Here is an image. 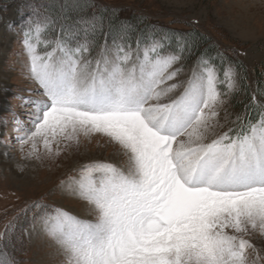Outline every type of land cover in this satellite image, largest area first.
I'll list each match as a JSON object with an SVG mask.
<instances>
[{"label":"snow or ice","instance_id":"snow-or-ice-1","mask_svg":"<svg viewBox=\"0 0 264 264\" xmlns=\"http://www.w3.org/2000/svg\"><path fill=\"white\" fill-rule=\"evenodd\" d=\"M25 7L26 67L42 97L27 101L30 126L16 121L21 150L30 145L27 155L39 158V138L46 154L59 155L61 143L78 147L81 136L100 134L118 145L113 157L124 158L119 165L91 160L69 178L67 189L88 202L94 220L43 206L40 229L65 264H260L253 238L264 240V91L251 97L260 119L244 113L239 127L220 131L221 109L230 115L220 89L232 91L236 73L218 71L202 52L181 79L177 65L195 40L178 36L166 51V36L143 49L138 39L133 49L127 26L88 58L103 17L68 24L61 18L70 19L69 5L58 16L48 4ZM56 26L55 38L43 42L51 50L38 54L34 41ZM14 227L0 233V264H17L6 251L15 247Z\"/></svg>","mask_w":264,"mask_h":264},{"label":"rangeland","instance_id":"rangeland-1","mask_svg":"<svg viewBox=\"0 0 264 264\" xmlns=\"http://www.w3.org/2000/svg\"><path fill=\"white\" fill-rule=\"evenodd\" d=\"M93 5H101L118 11L129 9L133 13L149 17L153 21L184 29L190 23L212 38L213 43L221 49L236 46L239 58L247 70V83L242 85L241 75L227 61L224 55L218 56L213 62L219 71L230 68L236 73L235 87L228 91L221 86V92H227L224 107L230 113L225 118L224 110L220 111V131L239 127L237 116L250 113L251 108H258L257 119H260L262 109L251 97L260 96L255 90V83L259 74L264 78V0H90ZM29 2L11 0L0 6V233L5 232L6 226L12 222L15 227L10 233L15 247L6 249L13 255L17 264H65L66 258L40 229L39 217L45 210L43 206L62 208L81 218L94 220L95 213L87 201L68 190L66 185L70 177H78L80 166L91 160L106 159L119 165L123 157H113L118 145L112 144L108 138L93 134L80 138L77 147L59 145V155H48L42 140H37L36 155L28 156L30 145H25L23 151L16 137L15 129L19 120L25 126H30L29 116L33 106L28 104L29 98H41L38 84L33 80L26 67L28 54L23 44V29L28 18L25 7ZM61 4L69 5L75 10L76 5H82L78 0H58ZM24 9L23 14L21 9ZM90 10L91 14L97 10ZM106 16L109 17V10ZM95 11V12H93ZM70 10L68 13H71ZM93 12V13H92ZM114 14L115 11L113 10ZM126 12L121 13L126 16ZM130 18V17H128ZM122 25V24H121ZM127 27L130 25H122ZM129 28V27H128ZM108 37L123 33L112 29L106 31ZM110 35V36H109ZM117 36V35H115ZM55 38L42 32L37 52L43 55L50 51L44 41ZM159 39L158 37H153ZM153 38H150L149 41ZM148 41V42H149ZM147 42V43H148ZM106 42L94 47L90 45V56L98 55ZM147 43L141 44L143 49ZM111 47L113 42H107ZM135 49L136 45L132 46ZM168 51V50H167ZM237 57V55H236ZM197 65V58H188L185 53L177 67L182 68L181 79L191 74ZM221 71V70H220ZM221 79L223 75L221 73ZM248 96V98H246ZM255 120V121H256ZM254 121V122H255ZM57 145L53 144L55 151ZM40 204L41 207H35ZM48 210H51L50 208ZM253 243L261 257L260 264H264V240L253 238ZM250 252V260L255 259V253ZM2 259V257H0Z\"/></svg>","mask_w":264,"mask_h":264},{"label":"trees","instance_id":"trees-1","mask_svg":"<svg viewBox=\"0 0 264 264\" xmlns=\"http://www.w3.org/2000/svg\"><path fill=\"white\" fill-rule=\"evenodd\" d=\"M11 0H0V6L4 5L7 2H10ZM28 1L29 3H37V4H48L52 6V14L54 16L59 15V8H58V0H24ZM79 3L82 5L79 8H76L75 10L72 9L71 13H68L70 16V19L67 21H63L61 18V22L72 24L74 23L80 15H86L91 16L92 14L89 12L90 7L91 10L95 8L94 10H97L94 14L99 18L103 17V24L98 28L97 34L95 37L90 38L92 40V43H96L94 47H98L103 42H113L114 39L121 36V34H114L111 35V37H108V34H106V31L109 29H112V32L117 33V31H120L124 24L130 25L128 28L127 36L129 37L126 40V43L131 44L132 46L135 44V42L139 39L142 40L145 44L149 41L150 38L158 37L159 39H162L163 37H168L167 40H164V43L166 45V49L172 50L176 47V39L178 36H186L189 40H195L196 47L194 49H191V55L187 54L188 58H197L202 52H207L209 56L213 58L212 62H215L216 59H218L217 53L219 52V45L213 43L212 38L208 36L207 34L203 33L194 23H190L186 25V28L184 29H178L173 28L172 24L174 22H171V24H165L161 20L160 21H153L149 17L143 16L141 14L133 13V11L129 9L124 10H117L104 6L93 5L92 1L90 0H78ZM79 9H83V12L81 13ZM106 9L112 10L109 11V17L106 16ZM115 11V14L113 12ZM128 10V13L126 16H123L121 13L126 12ZM92 12V13H93ZM130 17V18H128ZM122 24V25H121ZM59 32L58 26H56L55 31H45V35L47 36H56ZM117 35V36H115ZM110 36V35H109ZM117 42H123L117 40ZM223 51L224 57L227 58V60L231 61L237 72L241 75L242 79V85L247 83V70L244 66V63L239 58V54L237 53V47L234 46L232 49H221ZM237 55V57H236ZM239 56V57H238ZM207 58V57H206ZM242 66V67H241ZM221 68L219 69V71ZM262 74H259V77H257L256 82H254L255 90H257L258 95L260 96L261 92L264 91V78H262ZM248 98V96L246 97ZM258 108H251L250 113L247 114L246 119H250L255 121L258 115ZM244 114V113H243ZM3 259V257H2Z\"/></svg>","mask_w":264,"mask_h":264}]
</instances>
